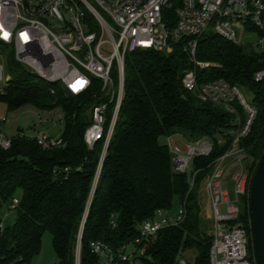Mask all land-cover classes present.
Listing matches in <instances>:
<instances>
[{"label":"trees","instance_id":"16d2710c","mask_svg":"<svg viewBox=\"0 0 264 264\" xmlns=\"http://www.w3.org/2000/svg\"><path fill=\"white\" fill-rule=\"evenodd\" d=\"M4 49L9 80L0 90V102L9 112L25 106L38 111L60 108L64 146L42 150L34 140L16 136L11 148L0 152V214L21 192L16 221L11 228L0 229L2 263L29 264L40 254L48 232L57 264H74L79 236V264H98L91 242L127 250L139 238V225L158 210L170 211L177 198L185 220L161 229L154 241L141 243L136 261L179 264L193 249L196 255L187 264H209L212 238L200 217L198 190L215 160L231 145L237 125L233 115L182 87L183 76L193 68L182 46L175 45L170 54L137 51L125 57L123 98L104 154L103 140L88 149L83 134L90 123L89 108L106 101L92 93L73 96L60 86L45 84L15 61L11 47ZM195 59L209 64L196 70L198 85L222 80L253 95L254 120L247 136L237 142L250 182L264 151V81H253L254 73L264 69V49L235 45L208 33L198 41ZM236 107L244 121V112ZM111 109L108 106L107 117ZM177 134L188 142L213 143L208 156L192 160V188L185 175L173 173L170 153L160 142ZM248 218L245 207L240 221L246 226Z\"/></svg>","mask_w":264,"mask_h":264},{"label":"built area","instance_id":"2783aa9c","mask_svg":"<svg viewBox=\"0 0 264 264\" xmlns=\"http://www.w3.org/2000/svg\"><path fill=\"white\" fill-rule=\"evenodd\" d=\"M208 33L262 51L264 0H0V46L11 47L19 65L45 84L60 86L73 96L92 93V97L106 101L91 108L90 123L83 134L88 149L103 140V154L114 133L123 98L125 57L137 51L170 54L175 45L182 46L193 63L183 76L182 87L200 101L233 115L237 125L232 132L234 145L215 160L205 180L211 217L209 264H254L249 253L250 219L246 226L240 221L241 208L249 209L251 181L244 169L245 155L236 144L247 136L256 111L245 102L239 88L222 80L197 84L196 70L209 64L197 62L195 51L198 41ZM252 36L255 39L247 42ZM2 62L0 55V83L6 85L9 76L4 79ZM253 81H264V69L254 73ZM95 87L98 94L92 92ZM237 105L244 112V121ZM7 123L6 118L0 119V152L9 150L13 141L4 133ZM17 137L34 140L42 150L64 146L61 136L44 132L31 136L18 133ZM165 140L173 173L185 175L192 187V160L208 156L212 141L179 144L173 136ZM228 164L237 168L227 173ZM18 204L17 199L12 200L7 212H13ZM185 217L183 205L176 215L158 210L152 219L139 225V238L131 245L133 253L112 250L100 241L90 243L91 253L98 257V264H138L140 244L154 241L161 229L179 226ZM79 256L80 236L74 264H79ZM0 264L5 263L0 260ZM179 264L187 262L180 260Z\"/></svg>","mask_w":264,"mask_h":264},{"label":"rangeland","instance_id":"374dc122","mask_svg":"<svg viewBox=\"0 0 264 264\" xmlns=\"http://www.w3.org/2000/svg\"><path fill=\"white\" fill-rule=\"evenodd\" d=\"M254 39L255 37L252 36L246 40L247 42H249V41H253ZM4 48L5 47L0 46V55L2 56V59H3L2 63L5 69L3 76H4V79H6L9 76L8 75L9 73L7 72V69H6L7 64H6V59H5L6 58L5 56L8 54V51H6ZM4 85H5L4 82L0 83V90L3 89ZM239 92L244 98L245 102L248 104H251V101L253 98L252 93L243 88H240ZM90 108L87 111L88 116H89ZM2 118H6L8 120V123L4 125L3 130H4L5 135L10 139L17 136L18 133H22L26 136H31L38 132H44L51 137L58 138L61 136V132L63 130V123H62L63 113L60 108H56L52 111H38L31 106H25L16 111L9 112L7 109V106L4 103L0 102V119ZM173 138L178 139L180 142L179 144L188 142L180 134L174 135ZM160 142L164 144L166 142L165 138L161 139ZM233 145L234 144L232 142L229 148ZM236 146L238 148V143L236 144ZM236 168L237 167H233V165H229L227 173H231ZM244 169H245V166H244ZM205 180L206 178H204L200 182V186L198 190V197H199V206H200V217L202 219L207 235H210L211 217H210L209 200L205 192ZM20 195H21V192L17 191V193L15 194V198L19 199ZM180 208H181L180 202H178V199L175 198L169 212L172 215H176ZM241 209L244 212L245 208H241ZM0 220L2 221V225L4 229H9L12 227V225L16 221V213L14 211L8 213L6 209H4V211H2L0 214ZM127 251L128 253H133L134 248L128 247ZM194 255H196V251L192 249V250L186 251L183 254V257H184V260L188 262L190 258L192 259V257H194ZM29 264H57V261H56V258H55V255L52 249V240H51L50 233L46 232L43 235L42 241H41L40 254L36 256L35 258H33Z\"/></svg>","mask_w":264,"mask_h":264},{"label":"water","instance_id":"95a60500","mask_svg":"<svg viewBox=\"0 0 264 264\" xmlns=\"http://www.w3.org/2000/svg\"><path fill=\"white\" fill-rule=\"evenodd\" d=\"M248 214L253 261L264 264V151L251 179Z\"/></svg>","mask_w":264,"mask_h":264}]
</instances>
